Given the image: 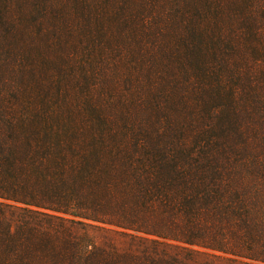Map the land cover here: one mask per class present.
<instances>
[{
  "label": "trees",
  "instance_id": "16d2710c",
  "mask_svg": "<svg viewBox=\"0 0 264 264\" xmlns=\"http://www.w3.org/2000/svg\"><path fill=\"white\" fill-rule=\"evenodd\" d=\"M0 264H264V0H0Z\"/></svg>",
  "mask_w": 264,
  "mask_h": 264
}]
</instances>
